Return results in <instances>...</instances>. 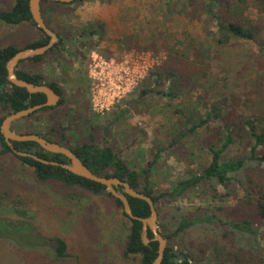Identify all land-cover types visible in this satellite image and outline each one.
<instances>
[{
  "label": "rangeland",
  "instance_id": "rangeland-1",
  "mask_svg": "<svg viewBox=\"0 0 264 264\" xmlns=\"http://www.w3.org/2000/svg\"><path fill=\"white\" fill-rule=\"evenodd\" d=\"M13 2L0 0V9H8ZM208 4L209 0H172L169 5L166 0L43 4L42 15L62 38V45L56 52H44L41 61L25 58L18 68L38 71L45 80L56 82L62 102L24 117L20 128L45 132L66 126L69 142L88 140L92 134L94 141L103 143L106 134V141L131 166L149 168L156 194L169 190L189 171H198L210 158L209 146L219 145L224 136L226 113L235 122L244 115L264 124V15L257 12L254 0L242 7L239 0H215L213 10L223 16L250 18L262 26L255 39L231 38L221 43L210 33L215 21L204 13ZM39 35L28 22L0 21V47L11 43L23 47ZM92 54L115 62L125 55H143L148 69L126 99L103 113L93 112L89 103ZM165 63L181 74V82L179 75L175 78L182 91L174 97L167 93L168 77L162 75L153 82L150 76ZM140 88L155 91L137 97ZM124 106L127 111L115 118ZM211 114L216 116L188 131L193 122ZM50 135L59 138L57 132ZM246 140L242 134L227 155L242 153ZM229 189L231 194L226 195L216 185L214 193L210 183L203 181L175 198H160L156 208L162 233L168 229L161 222L169 224L175 212L199 216L206 211H215L224 220L249 218L263 230L261 218L242 202L243 186L230 183ZM107 191L96 194L37 180L32 169L13 154L0 152V220L27 223L38 234L35 237H41L30 241L27 227L13 231L15 235L0 234V264H139V256L123 254L129 222ZM208 226L190 227L167 243L189 252L192 264H203V257L214 258L215 246L235 252L234 257L228 256L232 264H264L255 253L241 249V243ZM56 237L66 242L65 257L56 256Z\"/></svg>",
  "mask_w": 264,
  "mask_h": 264
},
{
  "label": "trees",
  "instance_id": "trees-1",
  "mask_svg": "<svg viewBox=\"0 0 264 264\" xmlns=\"http://www.w3.org/2000/svg\"><path fill=\"white\" fill-rule=\"evenodd\" d=\"M83 0H73L69 3L54 2L48 0H42L40 6L43 4L51 5H70L71 3L82 2ZM29 0H14L13 4L8 9H0V21L6 24H20L28 22L34 25L40 32L39 37L26 43L23 47H19L15 44H7L0 47V110L3 114L0 116V124L3 117L12 111H17L35 104H40L45 101V95L43 93H29L25 88L13 85L7 78L6 62L8 59L19 49L25 47L40 46L48 42L49 37L36 26L32 19L29 5ZM168 5L172 0H166ZM215 0H209V4L205 8V14L209 18L215 21V29L210 33L213 38L218 42H227L231 38H243L247 40L255 39L254 34L261 31V24L253 22L252 19L246 20L240 19V17L223 16L220 12L213 10V3ZM248 0H239V4L242 6L247 5ZM253 6L258 13L264 15V0H254ZM42 11V9H41ZM175 11H178L176 8ZM180 11V9H179ZM50 27V26H49ZM51 28V27H50ZM62 45V38L59 37V41L53 45L48 52L58 50ZM45 56V53L41 55H34L27 59L31 61H41ZM25 59L18 62L15 68V72L18 77L34 83H46L51 86L56 92L59 93L61 100V90L58 84L54 81L45 80L44 76L38 71H27L18 68ZM165 75L169 83V89L167 93L174 97L182 90L181 84L176 81L175 76L179 75L181 82V74L175 70L171 64L165 63L163 68L151 73L153 82L157 81L159 77ZM174 81V83H173ZM176 81V84H175ZM141 95L138 94L137 97ZM54 106H44L36 110H46ZM127 111V107L121 110V112L115 115V118L123 115ZM32 112L28 116L33 115ZM27 116V117H28ZM211 114L203 121L193 122L188 131H194L198 126H201L206 122L208 118L215 117ZM26 117V118H27ZM114 118V119H115ZM229 116L224 115L225 133L223 138L221 137L218 142L219 145H210L209 152L210 158L205 165L196 171H189L187 175L174 181L169 190H163L156 194L153 186L149 182L150 170L144 168L137 170L131 166L120 154L113 149L111 144L106 141V135L104 136L103 143L94 141L92 134H89L88 140L69 142L67 131L68 127L60 126L50 127L42 132L37 129L26 128L22 130L20 127L24 123L25 118H20L11 123L10 128L19 133H35L42 135L48 140L66 145L70 147L73 152L79 157V159L93 172L97 174H103L105 176H117L121 180L127 181L130 186L146 195L152 197L155 205L157 201L162 198H175L185 192L199 187L203 181L210 183L212 191L216 193V185H221L225 189V194L230 195L229 189L230 183H237L243 186L244 199L243 204L255 211V213L261 218L262 226L264 227V124H257L254 122L251 116H239V122L229 120ZM205 121V122H204ZM51 132H57L59 138H54L50 135ZM241 132V133H240ZM246 136L245 149L238 155H227V152L231 145L239 140L241 135ZM179 138V135H178ZM12 145L25 152H31L39 157L50 160L67 163L69 160L66 156L49 152L43 149L35 141H12ZM161 150V148H160ZM0 152L2 154L11 153L24 165L32 169L33 174L37 180L40 181H53L63 186H77L86 191L92 193H100L105 190V186L99 182L87 179L85 177L76 175L71 171L55 164H45L32 157H24L15 154L10 146L5 141L1 129H0ZM109 196H112L107 191ZM113 197V196H112ZM132 212L137 216H148L150 211L148 204L139 198L127 195ZM115 203L122 210L121 201L118 198H114ZM20 213L21 210H15ZM122 214L128 219L129 227L123 249L124 256L136 255L139 256V264H152L157 254V241L151 240L148 244H144L141 240V222L136 219H130L122 210ZM7 219H1L0 223ZM5 226L3 230L0 229L1 235H15L13 231L21 228L23 230L29 229L30 241H40L41 237L37 238V233L33 232L27 223L4 222ZM25 227H23V226ZM161 225L168 229V233L165 237L169 240L179 236L185 232L188 228L195 225L199 226H211L212 230L217 231L224 238L231 240L233 243H241V249L245 251L255 253L256 256L263 260L264 263V229L261 230L260 226H255L249 218H242L240 220L222 219V216L215 211H206L199 216H189L183 212H175L172 216L169 224L161 222ZM224 226L225 229H221ZM27 227V229H26ZM149 238H152V234L148 231ZM37 238V239H36ZM55 241V253L57 257H65L67 255L66 242L61 237H56ZM33 242V241H32ZM214 258L203 257V264H232L228 256L234 257L233 250H229L226 247L215 246L212 248ZM226 257V259H224ZM193 256L189 252H183L182 250H176L173 244L167 243L164 250L161 264H192L191 259Z\"/></svg>",
  "mask_w": 264,
  "mask_h": 264
},
{
  "label": "water",
  "instance_id": "water-1",
  "mask_svg": "<svg viewBox=\"0 0 264 264\" xmlns=\"http://www.w3.org/2000/svg\"><path fill=\"white\" fill-rule=\"evenodd\" d=\"M42 0H29V10L32 16L33 21L35 22L36 26L40 28L48 37V42L35 47H25L19 49L15 52L6 62V70H7V78L8 80L16 86L25 88L29 93H43L45 95V101L40 104H35L17 111H12L9 114L5 115L1 120L0 129L1 133L10 146L11 150L19 155L24 157H32L35 160H38L45 164H55L60 165L61 167L71 171L72 173L85 177L87 179L99 182L105 186V188L111 193L114 198H118L122 204L123 212L130 218L136 219L141 222V240L144 244H148L149 241L154 240L157 241V254L152 262V264H161L164 250L167 245V238L162 233L159 220H158V212L156 205L151 196L146 195L130 186V184L125 181L121 180L117 176H105L103 174H97L91 171L80 159L79 157L73 152V150L63 144L48 140L47 138L43 137L42 135H38L35 133H19L10 128V125L15 120L20 118H24L35 112L36 110L40 109L44 106H54L58 103L60 99V95L56 92L51 86L46 83H34L23 78L17 76L15 72L16 65L22 59L34 56V55H41L50 48L53 47L55 43L59 40V35L48 26L46 23L42 11H41V3ZM54 2H62V3H69L73 0H48ZM144 91V90H142ZM142 95L144 92L141 93ZM12 141H35L37 142L43 149L53 152L59 153L67 157L69 160L67 163L57 162V161H50L39 157L38 155L31 153L20 151L16 149L12 145ZM119 186L121 188H119ZM127 195L132 197H136L139 199L144 200L149 207V215L148 216H137L132 212L130 207ZM148 231L151 232L152 238H149Z\"/></svg>",
  "mask_w": 264,
  "mask_h": 264
},
{
  "label": "built area",
  "instance_id": "built-area-1",
  "mask_svg": "<svg viewBox=\"0 0 264 264\" xmlns=\"http://www.w3.org/2000/svg\"><path fill=\"white\" fill-rule=\"evenodd\" d=\"M143 55H125L117 62L92 54L89 63V103L95 113H103L126 99L147 72Z\"/></svg>",
  "mask_w": 264,
  "mask_h": 264
},
{
  "label": "flooded vegetation",
  "instance_id": "flooded-vegetation-1",
  "mask_svg": "<svg viewBox=\"0 0 264 264\" xmlns=\"http://www.w3.org/2000/svg\"><path fill=\"white\" fill-rule=\"evenodd\" d=\"M142 90H144V91H142ZM154 92L155 90H154V88H145V89H143V88H140L139 90H138V93H139V95H142L141 93L142 92ZM119 188H121L120 186H119Z\"/></svg>",
  "mask_w": 264,
  "mask_h": 264
}]
</instances>
